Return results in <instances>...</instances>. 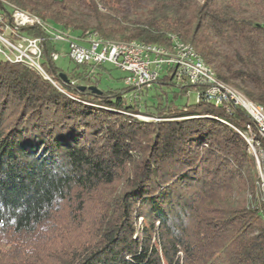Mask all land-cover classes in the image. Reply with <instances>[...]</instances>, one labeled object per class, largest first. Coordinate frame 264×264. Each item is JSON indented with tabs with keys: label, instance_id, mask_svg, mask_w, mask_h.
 <instances>
[{
	"label": "trees",
	"instance_id": "1",
	"mask_svg": "<svg viewBox=\"0 0 264 264\" xmlns=\"http://www.w3.org/2000/svg\"><path fill=\"white\" fill-rule=\"evenodd\" d=\"M2 1L78 37L165 45L176 36L264 107V0H151L134 18L119 0ZM80 3L92 24L74 14ZM44 37L51 81L0 60V264H264V194L226 124L254 128L246 112L179 103L194 88L178 85L173 68L138 98L123 84L101 88L113 68L69 60L65 71Z\"/></svg>",
	"mask_w": 264,
	"mask_h": 264
},
{
	"label": "built area",
	"instance_id": "2",
	"mask_svg": "<svg viewBox=\"0 0 264 264\" xmlns=\"http://www.w3.org/2000/svg\"><path fill=\"white\" fill-rule=\"evenodd\" d=\"M0 60L24 64L36 70L44 79L51 81L41 65L42 42L44 36L54 43L68 46L65 54L68 60L78 65L108 67L121 71L122 83L129 87V96L148 88L166 68H173L178 85L194 88L197 102L214 107H226L230 114L233 107H240L252 121L254 128L247 125L240 130L231 124L245 141L249 154L254 158L264 191V107L250 101L235 87L219 80L214 69L206 64L188 43L171 35L168 44H146L139 41L122 42L106 40L96 32L78 37L73 33L53 27L36 15L24 11L13 4L0 1ZM39 27L43 37H31L21 33L28 27ZM59 51L51 54L57 61ZM147 120L143 116L134 115Z\"/></svg>",
	"mask_w": 264,
	"mask_h": 264
},
{
	"label": "rangeland",
	"instance_id": "3",
	"mask_svg": "<svg viewBox=\"0 0 264 264\" xmlns=\"http://www.w3.org/2000/svg\"><path fill=\"white\" fill-rule=\"evenodd\" d=\"M118 5L120 6L121 10H122V14L124 15H128L130 18H134L136 16H141L142 14H144V12L147 10L148 7L151 6L152 1L151 0H139L140 3V8L138 10H136V12L133 11L130 2H128L127 0H119ZM74 14L75 15H79V16H83L84 14H87V10L85 9V6L83 5V3H80L78 5L77 8L73 9ZM90 24L93 23L92 18L88 15H84L83 16ZM57 49L59 51V58L56 61V65L61 67L62 69H64L65 71H67L68 69H71V67L73 66V64L68 60V57L66 56L65 52L68 49V46L64 43H57ZM124 76V74L116 69H112L110 75L103 77V81L101 83V88L105 87V84L109 83L111 84L113 87H120L122 86L123 83H121V81L116 80L118 78H122ZM153 94V91H149V95ZM149 95H147L146 97H149ZM188 102L189 104H194L196 103V97H195V93L194 91L189 92L188 94V98H183L179 101V103H185ZM138 116H142V115H138ZM147 118V120H153L152 118L149 117H144ZM146 121V120H145ZM261 189V188H260ZM262 190V189H261ZM263 194L264 191L262 190ZM141 218L138 219L137 224L139 225L141 223Z\"/></svg>",
	"mask_w": 264,
	"mask_h": 264
},
{
	"label": "water",
	"instance_id": "4",
	"mask_svg": "<svg viewBox=\"0 0 264 264\" xmlns=\"http://www.w3.org/2000/svg\"><path fill=\"white\" fill-rule=\"evenodd\" d=\"M59 78H60L63 82H68V78H67V76H66L65 74H63V73L60 74ZM79 89H80V90H84L85 87H84V86H80ZM89 89H90L92 92H94V93H98V94L100 93V90L97 89V88H95V87H90Z\"/></svg>",
	"mask_w": 264,
	"mask_h": 264
}]
</instances>
